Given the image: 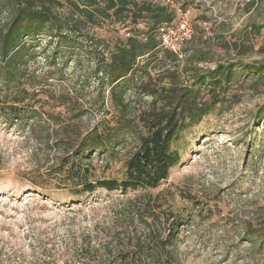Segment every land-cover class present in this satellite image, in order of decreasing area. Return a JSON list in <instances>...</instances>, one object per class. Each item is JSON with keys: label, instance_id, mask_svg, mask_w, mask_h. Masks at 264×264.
Listing matches in <instances>:
<instances>
[{"label": "rangeland", "instance_id": "1", "mask_svg": "<svg viewBox=\"0 0 264 264\" xmlns=\"http://www.w3.org/2000/svg\"><path fill=\"white\" fill-rule=\"evenodd\" d=\"M174 1L191 11L194 32L205 33L216 62L264 63V0ZM6 18L0 15V27ZM256 27H263L262 35ZM131 28L112 22L81 26L75 34L84 43L80 57L58 66L40 54L51 56L55 43L48 48L49 40L39 39V55L22 81L8 89L0 81L2 96L28 90L36 108L34 117L18 122L0 116V264H125L123 257L139 251L146 264H264V239L249 234L264 228V119L258 120L264 84L236 83L238 104L218 108L185 132L175 146L181 164L156 189L126 195L100 189L73 204L72 191L54 177L39 187L62 169L68 155L63 140L80 139L121 118L96 70L105 47L128 37ZM150 76L155 85L158 72L152 69ZM126 97L141 130L139 114L151 98L133 90ZM30 124H37L35 133ZM121 140L112 155L92 157L96 178L121 177L138 144L135 135ZM179 217L186 223L177 242L159 253Z\"/></svg>", "mask_w": 264, "mask_h": 264}, {"label": "trees", "instance_id": "2", "mask_svg": "<svg viewBox=\"0 0 264 264\" xmlns=\"http://www.w3.org/2000/svg\"><path fill=\"white\" fill-rule=\"evenodd\" d=\"M0 15H7L0 27V81L7 89L11 84L21 82L26 67L36 61L39 39H48V48L55 43L51 56L44 52L40 54L46 56L50 66H58V61L65 63L80 57L78 52L84 48V43L75 34L81 32V26L95 28L106 22L122 24L123 28L132 26L127 31L128 37L117 38L105 47L109 50L103 54L96 70L109 86L111 98L123 111L121 118L102 128L95 127L80 139L63 140V149L68 155L62 160V169L54 171L39 184V187H44L43 183L54 177L72 191L75 197L73 204H79L84 196L93 195L100 189L126 195L158 188L182 162L175 146L185 132L201 125L218 108L227 106L229 110L238 104L239 94L232 93L236 83L249 81L254 88L264 84V63L216 62L211 48L207 47L210 42L204 38V32L200 36L194 32L183 46L182 58L164 49L160 40L161 30L173 23L175 14L159 3L136 0H0ZM262 28L256 27L260 35ZM262 36L264 41V34ZM212 63H215L213 69L200 68L202 64ZM152 69L159 75L155 85L150 76ZM165 81H169V87L162 84ZM131 90L151 98L139 114L141 130L131 118V103L126 97ZM26 91L11 99L0 94V116H10V120L17 122L34 117L36 108ZM263 119L264 107L258 114V120ZM36 126L30 124L29 131L35 133ZM129 135H135L138 144L124 164L121 177L96 178L91 167L92 157L95 154L112 155L122 143L121 139ZM146 213L151 219H158L157 214L149 210ZM139 216L144 219L143 215ZM185 223V219L176 218L159 253L174 246ZM249 234L250 238L262 240L264 228L249 231ZM126 256L122 258L125 264L147 262L142 260L140 251Z\"/></svg>", "mask_w": 264, "mask_h": 264}, {"label": "built area", "instance_id": "3", "mask_svg": "<svg viewBox=\"0 0 264 264\" xmlns=\"http://www.w3.org/2000/svg\"><path fill=\"white\" fill-rule=\"evenodd\" d=\"M156 1L160 5L173 10L175 14L173 23L165 25L161 30V46L182 58L183 46L194 34V28L191 21V11L179 6L174 0Z\"/></svg>", "mask_w": 264, "mask_h": 264}]
</instances>
